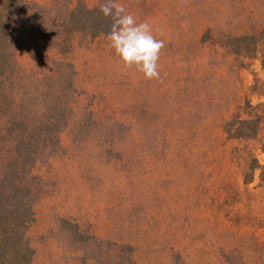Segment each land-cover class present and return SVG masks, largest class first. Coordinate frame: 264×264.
<instances>
[{
    "label": "rangeland",
    "instance_id": "374dc122",
    "mask_svg": "<svg viewBox=\"0 0 264 264\" xmlns=\"http://www.w3.org/2000/svg\"><path fill=\"white\" fill-rule=\"evenodd\" d=\"M111 1L119 30L65 55L75 123L37 166L32 264H264V189L230 154L264 152L220 134L247 101L264 140V0ZM202 182L214 212L195 210Z\"/></svg>",
    "mask_w": 264,
    "mask_h": 264
},
{
    "label": "trees",
    "instance_id": "16d2710c",
    "mask_svg": "<svg viewBox=\"0 0 264 264\" xmlns=\"http://www.w3.org/2000/svg\"><path fill=\"white\" fill-rule=\"evenodd\" d=\"M122 19L111 0L94 7L84 0H0V264H32L27 234L35 222L34 206L45 193L37 166L56 155L60 135L75 123L77 73L65 55L113 35ZM247 42L254 52L253 35L233 39L242 51ZM241 107L220 126L223 141L256 142L264 152L263 118L247 101ZM230 154L239 158L242 184L248 186L258 171L264 189V165L253 153L240 154L236 145ZM205 184L197 186L203 198L193 209L214 212L209 208L215 202L213 188ZM121 248L132 262L131 248Z\"/></svg>",
    "mask_w": 264,
    "mask_h": 264
}]
</instances>
